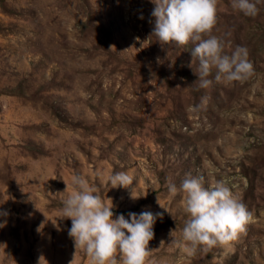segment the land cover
<instances>
[{
  "label": "rangeland",
  "instance_id": "rangeland-1",
  "mask_svg": "<svg viewBox=\"0 0 264 264\" xmlns=\"http://www.w3.org/2000/svg\"><path fill=\"white\" fill-rule=\"evenodd\" d=\"M259 7L251 18L218 0L213 34L228 54L245 46L254 74L200 89L188 67L194 45L149 38L151 0H0V264H37L40 255L71 264V219L61 209L75 175L112 200L116 216L163 214L149 242L153 264H264ZM121 171L133 186L111 188L107 177ZM189 173L205 187L227 182L253 213L227 245L189 254L173 243L187 215L166 184ZM73 264L90 261L81 251Z\"/></svg>",
  "mask_w": 264,
  "mask_h": 264
},
{
  "label": "clouds",
  "instance_id": "clouds-1",
  "mask_svg": "<svg viewBox=\"0 0 264 264\" xmlns=\"http://www.w3.org/2000/svg\"><path fill=\"white\" fill-rule=\"evenodd\" d=\"M151 2L154 4L151 12L154 27L149 38L155 36L161 45L172 42L179 46L194 45L188 67L198 77L193 83L198 88L208 89L214 82L244 83L254 74L249 50L245 46L237 45L228 54L225 37L213 34L218 18V0ZM230 4L233 10L255 18L264 0H230ZM197 61L198 67L194 68ZM207 100V96L202 97L198 107L205 105ZM107 180L111 188L133 186V177L124 171L108 176ZM166 186L170 196H181V205L187 215L182 240H173V243L189 254L198 248L207 250L227 245L253 218L247 205L223 180L205 187L203 176L189 173L179 186L171 178ZM62 193H66L62 199V216L71 219L68 235L76 250L71 264L81 251L87 255L90 264H153L147 260L151 251L149 242L155 237L154 225L158 217L162 218V213L129 212L130 219L123 214L116 216L112 200L111 203L105 201L83 175L73 176L71 185L66 183ZM130 195L132 199L138 198L134 188ZM157 202L160 204L159 198ZM0 214L7 215L6 212ZM37 264H48V261L40 255Z\"/></svg>",
  "mask_w": 264,
  "mask_h": 264
}]
</instances>
